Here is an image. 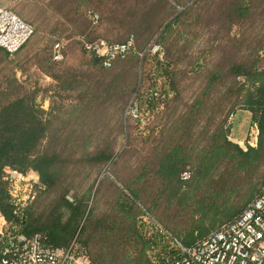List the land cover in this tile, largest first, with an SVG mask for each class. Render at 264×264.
<instances>
[{
    "label": "trees",
    "instance_id": "1",
    "mask_svg": "<svg viewBox=\"0 0 264 264\" xmlns=\"http://www.w3.org/2000/svg\"><path fill=\"white\" fill-rule=\"evenodd\" d=\"M137 1L139 6L101 19L134 30L124 40L108 39L135 37L131 50L110 67L77 36L97 39L60 35L48 64L62 62L53 59V48L65 40L64 54L71 42L78 44L98 66L96 73L62 67L50 72V86L31 89L13 73L7 86L0 85V212L10 229L41 233L54 246L76 239L87 251L86 264H167L178 253L176 239L141 221L137 201L147 187L158 186L167 200L190 206L189 224L167 228L188 246L234 220L264 186V0ZM254 23L256 32L247 36ZM29 24L34 32L17 51L0 47L3 67L29 45L36 32ZM204 38L197 56L185 59L182 51ZM152 40L158 49L146 50ZM182 62L189 65L184 72ZM183 76L201 84L189 96ZM128 106L137 108V116ZM239 110L249 111L259 128L257 145L246 150L230 139ZM135 140L143 155L134 178H118L123 188L110 176L100 178ZM126 145L116 160L117 149ZM187 166L193 174L184 179ZM9 168L36 173L43 184L19 214L6 179ZM93 171L97 176L87 181ZM242 174L261 180L243 177L241 184H230Z\"/></svg>",
    "mask_w": 264,
    "mask_h": 264
},
{
    "label": "rangeland",
    "instance_id": "2",
    "mask_svg": "<svg viewBox=\"0 0 264 264\" xmlns=\"http://www.w3.org/2000/svg\"><path fill=\"white\" fill-rule=\"evenodd\" d=\"M79 2L80 0H17L16 3L11 1L6 4L7 7L13 9L26 21L33 24L36 32L29 42V45L23 52H21L17 59L12 60V62H8L5 67L0 64V85L7 86L5 79L13 73L17 78H19L22 84L29 89L35 86H50V84L53 83V78L50 76V72L54 70L56 72L62 67L63 69H82L83 72L89 74V76L96 73L98 66L94 67L90 63V56L85 54L79 45L74 42H71L66 47L64 59L60 64H57V66H51L48 64L47 59L50 57L53 42L60 35L62 37L64 35H73L75 33L77 35L83 34L90 39L121 41L128 35L133 34L134 30L129 26H119L122 24L113 26L107 24L106 22L104 23L101 19L104 18V15L108 16V14L110 15L113 13L117 15L121 14L122 11L126 12V7L128 6H139L140 3L137 0H86V3L80 2L81 5H79ZM0 3L2 4V0ZM180 10H183V7L178 6V12ZM90 11L93 14H98V22L95 23L92 17H89ZM128 22L132 23V21ZM126 24H128L127 21ZM198 26L199 25H197V27ZM249 28L250 29L245 30V33L248 34L247 36L254 34L258 27L257 24L254 23V26ZM136 29L140 30L139 28ZM232 31H234V34L236 32H240L237 27H235ZM138 37V47H140L144 41L141 35ZM204 42H206L205 38L201 42L196 40L186 52L182 51L186 54L185 59H189V61L194 59L200 48L203 47ZM147 45L150 46H147L146 50L151 49L152 51H155L158 49L154 40ZM179 68L182 72L186 71L189 68L188 62H182ZM139 77V79H141V72ZM186 77L188 76H183L181 78V86L185 88V90H189L187 91L188 94H186V96H189L194 90L199 88L201 84L199 82L191 84L190 80H187ZM40 100V103L47 107L48 102L43 99ZM132 100L130 103L133 102ZM127 109L128 112L137 116L138 113L136 107L131 109V106H128ZM231 122L232 135L240 136L242 139L246 140L252 124V116L250 112L246 110L237 111ZM125 147H127V145L117 149L115 156L116 160L120 157V154ZM135 147L142 149V146L138 145L135 140V142H132L131 150H127V153H125L126 155L121 157V161L117 165H114V162L112 165H106L104 170L100 172L99 177L102 178L104 175L110 176L123 188L120 181H118V178L125 180L133 179V175L139 171L140 166L138 165H140L142 161L141 156L143 155V152L141 150H137ZM188 170L191 174H193V170L190 166H187L186 171ZM93 173H95V171L92 172L91 178L87 179V181L91 182V180L97 176V172L96 174ZM243 177L247 178V180H255V182L261 180V177L257 179L254 177L251 178L250 174H242L241 176L239 175L236 177L237 179H233L230 184H241V181L243 182ZM255 182L253 181V184ZM219 184L220 183L216 185ZM158 191V186L155 188L147 187L146 194L142 195L141 198L143 201H137L140 205L141 211H139V216L140 218L142 217L141 221L145 224L146 222H149L155 227V229L159 228L164 233L168 234V237L173 241L176 239L175 242L182 244L180 239L178 237H174L172 232H170L167 228L172 225L180 226L181 228L183 225L189 224L191 222L190 206L183 202L181 205H179L178 202H171L170 199L167 200L164 193V195H162L159 194ZM223 191L226 192V188L223 189ZM167 192H170V190L167 189ZM71 195L72 192L69 193L67 197L71 198ZM141 230L142 232H145V228H142Z\"/></svg>",
    "mask_w": 264,
    "mask_h": 264
},
{
    "label": "built area",
    "instance_id": "3",
    "mask_svg": "<svg viewBox=\"0 0 264 264\" xmlns=\"http://www.w3.org/2000/svg\"><path fill=\"white\" fill-rule=\"evenodd\" d=\"M1 2V0H0ZM15 3V0H12ZM98 22V14L91 15ZM27 23L11 8L0 3V47L11 54L17 51L33 34ZM84 48L104 56V66L110 67L118 57L127 54L134 46L131 35L123 42L106 39L89 41L77 36ZM65 40L55 43L53 59H64ZM259 128L252 123L243 148L256 146ZM189 171L182 173L188 179ZM9 190L15 204L14 213L19 214L36 199L43 184L38 174L24 173L16 168L6 171ZM71 199V198H69ZM178 253L167 264H264V186L245 209L228 223L209 233L191 245L178 243ZM87 251L76 239L67 247L52 245L41 233L26 235L8 227L0 212V264H86Z\"/></svg>",
    "mask_w": 264,
    "mask_h": 264
},
{
    "label": "crops",
    "instance_id": "4",
    "mask_svg": "<svg viewBox=\"0 0 264 264\" xmlns=\"http://www.w3.org/2000/svg\"><path fill=\"white\" fill-rule=\"evenodd\" d=\"M11 1H12V0H10V2H11ZM15 1L17 2V0H15ZM16 2H15V3H16ZM2 5H3V3H2ZM4 6H6V5H4ZM250 114H251V113H250ZM251 116H252V115H251ZM230 139H231L233 142L237 143L242 149L246 150V148H243V145H245L246 140L242 139V137H240V136H233L232 133H231Z\"/></svg>",
    "mask_w": 264,
    "mask_h": 264
}]
</instances>
